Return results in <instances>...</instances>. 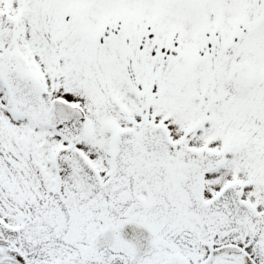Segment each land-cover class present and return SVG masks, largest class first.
<instances>
[{
	"label": "snow or ice",
	"instance_id": "snow-or-ice-1",
	"mask_svg": "<svg viewBox=\"0 0 264 264\" xmlns=\"http://www.w3.org/2000/svg\"><path fill=\"white\" fill-rule=\"evenodd\" d=\"M0 264H264V0H0Z\"/></svg>",
	"mask_w": 264,
	"mask_h": 264
}]
</instances>
